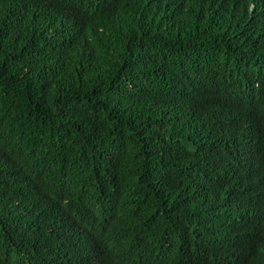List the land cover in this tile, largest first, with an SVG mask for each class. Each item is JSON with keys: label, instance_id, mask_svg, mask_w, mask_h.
Returning a JSON list of instances; mask_svg holds the SVG:
<instances>
[{"label": "trees", "instance_id": "trees-1", "mask_svg": "<svg viewBox=\"0 0 264 264\" xmlns=\"http://www.w3.org/2000/svg\"><path fill=\"white\" fill-rule=\"evenodd\" d=\"M0 264H264V0H0Z\"/></svg>", "mask_w": 264, "mask_h": 264}]
</instances>
